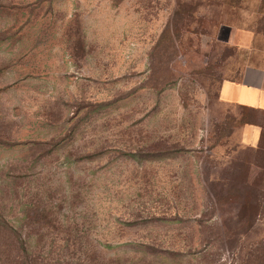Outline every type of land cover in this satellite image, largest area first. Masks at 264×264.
<instances>
[{"label": "rangeland", "instance_id": "rangeland-1", "mask_svg": "<svg viewBox=\"0 0 264 264\" xmlns=\"http://www.w3.org/2000/svg\"><path fill=\"white\" fill-rule=\"evenodd\" d=\"M263 53L264 0H0V264H264Z\"/></svg>", "mask_w": 264, "mask_h": 264}, {"label": "crops", "instance_id": "crops-1", "mask_svg": "<svg viewBox=\"0 0 264 264\" xmlns=\"http://www.w3.org/2000/svg\"><path fill=\"white\" fill-rule=\"evenodd\" d=\"M219 98L224 103L264 111V53L258 64L241 68L239 77L224 79L219 88ZM262 127L246 124L244 138L251 146L259 145Z\"/></svg>", "mask_w": 264, "mask_h": 264}, {"label": "trees", "instance_id": "trees-1", "mask_svg": "<svg viewBox=\"0 0 264 264\" xmlns=\"http://www.w3.org/2000/svg\"><path fill=\"white\" fill-rule=\"evenodd\" d=\"M244 108H247V107H244ZM251 109V108H249ZM252 110H256V109H252ZM258 111H261V110H258ZM246 123H250V124H256L254 122H248L246 121ZM261 147H264V127H262V136H261V141L259 143V148ZM132 156H136L135 154H133ZM168 155L166 153H155L154 155H151L150 158H153V157H167Z\"/></svg>", "mask_w": 264, "mask_h": 264}]
</instances>
